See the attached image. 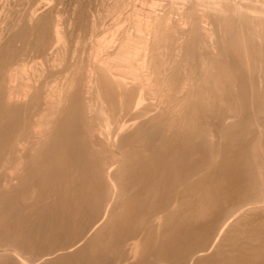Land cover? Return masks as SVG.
<instances>
[{
  "label": "bare ground",
  "instance_id": "6f19581e",
  "mask_svg": "<svg viewBox=\"0 0 264 264\" xmlns=\"http://www.w3.org/2000/svg\"><path fill=\"white\" fill-rule=\"evenodd\" d=\"M0 264H264V0H0Z\"/></svg>",
  "mask_w": 264,
  "mask_h": 264
}]
</instances>
